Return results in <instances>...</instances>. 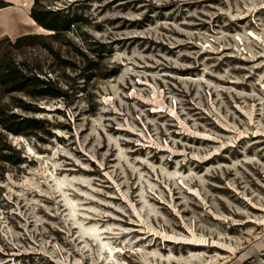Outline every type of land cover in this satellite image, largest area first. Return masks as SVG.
<instances>
[{"label":"rangeland","instance_id":"obj_1","mask_svg":"<svg viewBox=\"0 0 264 264\" xmlns=\"http://www.w3.org/2000/svg\"><path fill=\"white\" fill-rule=\"evenodd\" d=\"M40 4L68 29L0 37L57 94L0 89L38 120L0 127V264H264V0Z\"/></svg>","mask_w":264,"mask_h":264},{"label":"trees","instance_id":"obj_2","mask_svg":"<svg viewBox=\"0 0 264 264\" xmlns=\"http://www.w3.org/2000/svg\"><path fill=\"white\" fill-rule=\"evenodd\" d=\"M41 1L34 0L30 8L29 15L38 24L48 32L50 37H54L62 30H67L71 20L66 17L58 16L57 12L49 11L41 6ZM8 4L0 2V9L5 8ZM41 37L40 34H23L15 38L13 42L9 37H5L4 40L11 43V45L17 46L26 44L29 39ZM1 41V40H0ZM46 85L44 80H40L34 74L32 76L27 75L25 69L19 66L14 60L4 61L0 58V89L2 93H9L13 91H23L30 97H39L44 95H57L50 94L45 89H35L36 86ZM22 102V101H21ZM23 103V102H22ZM25 110H30L29 105H20ZM38 120L35 118H21L14 112L5 113L0 108V127L9 133L13 134H26V129H35Z\"/></svg>","mask_w":264,"mask_h":264},{"label":"crops","instance_id":"obj_3","mask_svg":"<svg viewBox=\"0 0 264 264\" xmlns=\"http://www.w3.org/2000/svg\"><path fill=\"white\" fill-rule=\"evenodd\" d=\"M3 2L8 6L0 9V37L16 38L36 31L37 25L29 15L31 0H3ZM24 3H28L29 7L22 8Z\"/></svg>","mask_w":264,"mask_h":264},{"label":"bare ground","instance_id":"obj_4","mask_svg":"<svg viewBox=\"0 0 264 264\" xmlns=\"http://www.w3.org/2000/svg\"><path fill=\"white\" fill-rule=\"evenodd\" d=\"M34 23H35V22H34ZM39 29H40L41 31H44V32L46 31V30H44V29H43V28H41V27H39Z\"/></svg>","mask_w":264,"mask_h":264}]
</instances>
